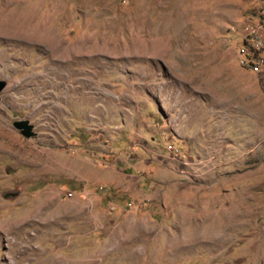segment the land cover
<instances>
[{
	"label": "rangeland",
	"instance_id": "374dc122",
	"mask_svg": "<svg viewBox=\"0 0 264 264\" xmlns=\"http://www.w3.org/2000/svg\"><path fill=\"white\" fill-rule=\"evenodd\" d=\"M263 7L0 0V264H264Z\"/></svg>",
	"mask_w": 264,
	"mask_h": 264
},
{
	"label": "bare ground",
	"instance_id": "6f19581e",
	"mask_svg": "<svg viewBox=\"0 0 264 264\" xmlns=\"http://www.w3.org/2000/svg\"><path fill=\"white\" fill-rule=\"evenodd\" d=\"M238 37L237 63L242 67L263 70L264 72V62L260 58V54L264 52V7L258 19L241 26ZM16 261L13 258L10 264H19Z\"/></svg>",
	"mask_w": 264,
	"mask_h": 264
},
{
	"label": "water",
	"instance_id": "95a60500",
	"mask_svg": "<svg viewBox=\"0 0 264 264\" xmlns=\"http://www.w3.org/2000/svg\"><path fill=\"white\" fill-rule=\"evenodd\" d=\"M4 88V83L0 81V92ZM12 127L19 131V133L26 139L34 137L35 134L32 131V125L26 120L15 121L12 123Z\"/></svg>",
	"mask_w": 264,
	"mask_h": 264
}]
</instances>
